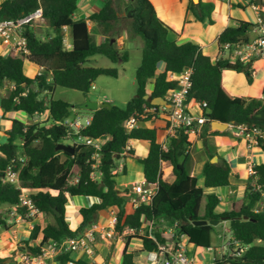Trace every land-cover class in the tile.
<instances>
[{
  "label": "trees",
  "instance_id": "trees-1",
  "mask_svg": "<svg viewBox=\"0 0 264 264\" xmlns=\"http://www.w3.org/2000/svg\"><path fill=\"white\" fill-rule=\"evenodd\" d=\"M78 3L79 0H0V21L19 19L42 7L43 15L52 30L48 39L41 40L33 29L27 27L24 35L28 54L23 51H11L7 56L0 54V86L7 83L13 85L8 94L0 98L1 108L6 113L17 111L29 117L36 113H48V120L31 124H25L19 119H8L11 123L8 138L3 142L0 140V204L14 207L18 215L24 216L26 212L18 206L19 188L2 180L3 171L12 159H17L21 185L31 189L30 196L35 206L51 219L43 229L39 224H34L29 240L37 238L41 232V243L29 246L26 242V249L37 254L40 247L49 241L59 242L77 237L88 225L96 222L101 210L113 208L117 215L118 231L126 226L140 229L146 221H177L179 229L189 237L195 249L212 246L215 231V226L209 223L194 225L195 221L226 220L235 239L248 244L249 248L239 259L232 261L223 257L215 264H264V212L254 211L261 198L257 186L264 187V163L253 166L255 174L246 186L244 201L229 211L216 213L220 198L205 190L229 185L231 169L226 161L219 158V162L211 163L208 159L203 171V185H199L197 178L190 176L186 166L191 144L185 131H179L165 150L157 141V130L168 128V122H158L151 129L137 126L130 133L124 128L131 116L140 115L145 109L160 107L145 100L146 95L165 97L176 87V83L169 80L170 74L180 73L190 67L192 81L188 100L207 102L203 108L206 123H235L246 125L249 130L259 129L264 132V97H233L223 85V72L226 69L245 72L251 82V64H243L239 60L231 62L230 57H221L213 62L193 42L177 43L176 34L159 19L150 0H129L126 16L131 20L132 32L139 35L144 43L136 70V96L123 109L111 105V108L104 107L97 111L85 110L93 119L81 130V135L94 139L108 137L100 148L99 165L95 169V160L92 158L94 151L90 146H72L74 153L56 150L58 144L69 139V130L61 122L72 117L73 112L68 101L55 98V91L58 87H64L88 94L99 76L119 75L116 68L89 65L90 58L98 54L113 63L127 62L129 52L122 51L117 45L116 29L120 17L114 0H105L103 6L90 14L87 20L74 19ZM187 10L198 21L212 22L214 4L211 2L199 0L196 3L188 0ZM88 20L104 36L102 42L96 41L88 29ZM250 26L252 24L239 21L237 27L227 28L218 38L221 51L227 43L250 42ZM65 28L69 32L71 48H67L64 43ZM26 61L45 66L46 70L40 76L28 77L24 72ZM160 62L165 63V71L156 75ZM49 76L50 81L47 80ZM151 82L153 89L149 93ZM211 132L219 134L224 131L212 129ZM130 139L150 143L146 157L138 160L143 166L145 181L157 185V193L152 200L134 208L133 212H129V198L117 189L116 175L112 173ZM259 147L264 151V139L259 140ZM126 153L127 157L134 156L132 149ZM163 161L173 166L175 179L171 183L163 179ZM91 173H95L97 178L92 177ZM75 196H90L99 202L80 209L82 220L78 228L72 230L66 220L67 204L68 197ZM0 226H7L1 213ZM156 235L162 241L159 233ZM142 240L143 251L152 250L157 245L146 237ZM69 253L60 254L55 264H96L83 259L75 261ZM135 255L126 246L122 264H135ZM4 260L0 257V264H5Z\"/></svg>",
  "mask_w": 264,
  "mask_h": 264
},
{
  "label": "crops",
  "instance_id": "crops-1",
  "mask_svg": "<svg viewBox=\"0 0 264 264\" xmlns=\"http://www.w3.org/2000/svg\"><path fill=\"white\" fill-rule=\"evenodd\" d=\"M214 4V10L211 12V20L203 22L198 21L194 14L188 11V0H150L154 5L157 16L164 23L169 25L176 34L177 43L182 44L188 41L198 45L203 54L210 57L215 62L221 57H228V53L221 51L218 38L227 28L237 27L239 21L252 24L250 26V39L254 40L259 35L258 19L256 11L248 5L251 0H241L238 5H229L220 0H202ZM238 1V0H237ZM105 3V0H79L78 9L74 13V19H86L90 14L97 12ZM117 24V45L122 51L130 48H143V40L134 32L132 28L123 27L122 15ZM124 16V15H123ZM126 16V15H125ZM124 16V17H125ZM88 22V29L94 35L96 41L102 42L104 36L96 29V25ZM48 24V23H47ZM48 26V25H47ZM70 42L68 30L65 31ZM72 47V44H71ZM0 54L8 55V50L0 44ZM233 62V60H230ZM165 63L160 62L157 66L156 75L165 71ZM40 68V66H39ZM251 82L248 81V74L245 72L226 69L223 72V85L226 90L233 96L238 98H260L263 96L264 89V57H258L251 61ZM175 73H171L170 76ZM13 88L12 84L0 86V98L5 97L8 91ZM149 93L153 89V82L149 84ZM107 102V100H105ZM105 101H101L105 102ZM99 103V102H98ZM189 110L192 114L199 117L204 114V110L200 107V103L196 100H189ZM167 109L169 107L166 106ZM23 113L12 111L6 113L0 105V140L6 141L8 132L11 130V123L8 119H19ZM44 120H48V113H43ZM34 117V116H33ZM30 117L25 124H31L35 121V117ZM42 120V121H44ZM23 121V120H21ZM161 117L148 118L140 120L138 126L142 128H153L156 123H163ZM212 123H204L196 136L189 137L190 147L188 149V157L186 160L187 169L190 176L196 177L199 185H203V171L206 161L212 160L215 156L227 162L231 169L229 185L217 189H206L209 194H216L219 198V204L216 208V213L229 211L231 208L238 207L245 198V189L251 179L250 168L254 165L264 163V151L259 146L247 147L244 139L236 138L232 135V125L228 124V128L223 133L213 134ZM220 131V130H218ZM175 135L169 128L157 130V141L168 148ZM129 144L134 152V156L127 157L124 163L123 171L116 175V187L123 194L131 195L132 187L136 182L144 181V169L138 158L143 159L150 149V143L141 139H130ZM1 156V154H0ZM220 158V159H219ZM216 162V163H217ZM163 179L171 183L175 179L173 166L170 162H162ZM97 198L90 196H75L68 197L67 216L66 220L72 230H76L82 220L80 209L89 207L98 203ZM204 204V201L202 202ZM129 212H133L131 204L128 208ZM14 207L8 204H0V213L5 218L7 226H0V257L4 258L5 264H22L19 254L26 249V242L30 238L31 231L35 223L39 224L43 229L51 219L45 214H40L31 221H18L12 214ZM113 215V208H106L99 212L96 223H107ZM229 222L226 220L220 221L215 225L213 235V244L219 243V236H226L229 232ZM41 232L37 238L28 241L29 246H37L41 243ZM27 240V241H26ZM141 241L136 237L130 240L117 239L114 242H99L96 246V254L92 257L87 256L82 252H70V258L77 261L80 259L86 260L88 263L96 264H122V254L126 246L129 251H139ZM54 261H49L47 264H52ZM75 264V263H67Z\"/></svg>",
  "mask_w": 264,
  "mask_h": 264
},
{
  "label": "built area",
  "instance_id": "built-area-1",
  "mask_svg": "<svg viewBox=\"0 0 264 264\" xmlns=\"http://www.w3.org/2000/svg\"><path fill=\"white\" fill-rule=\"evenodd\" d=\"M229 5H238L241 0H220ZM257 13L259 35L254 40H251L245 44H230L223 45V54L228 53L230 60H239L243 64H251V61L258 57H264V0H256V2H249ZM38 24H47V21L43 15L42 7H38L32 13L24 15L23 17L13 20H1L0 21V44L8 50V54L11 51L18 52L23 51L28 54L27 40L24 35V31L27 27L32 29ZM67 29H64V43L67 48H71V44L68 43V37L65 33ZM46 70L45 66H40L39 72L36 75H41ZM191 74L192 69L186 67L182 72L175 73L170 76V81L176 83V87L168 92L165 98L168 101L169 109L166 106L160 105L159 108L145 109L144 113L140 115L131 116L124 124V128L127 133H130L136 128L140 120L148 118L161 117L169 123V129L177 135L179 131H185L189 137L196 136L199 130L206 122V117L203 115L197 117L189 110L188 95L191 89ZM47 80H51L50 76ZM207 105V102L200 103V107L203 109ZM73 116L68 117L61 124L67 127L69 130L70 146L86 145L93 148L94 155L93 160L95 164L93 167L96 169L99 165V151L100 148L108 140L107 136L94 139L93 137L81 135V130L92 122V115L83 119V115L77 109H72ZM43 114V113H42ZM42 114L36 113L35 119L41 117ZM33 117V118H34ZM232 125L231 133L236 138L244 139L248 148L253 146H259V140L264 139V132L259 129L249 130L246 125H237L235 123H228ZM164 149L167 150L166 146ZM131 150V146L128 142L127 147L120 154V160L117 168L112 173L117 175L124 169V163L127 159V151ZM23 161V159L19 158ZM17 159H12L11 164L3 171L2 180L4 183L16 185L20 190L19 204L20 208H24L26 212L24 216L18 215L13 211V215L18 221H27L28 218H35L42 213L39 210L31 196V189L25 188L21 185L20 181V168L18 167ZM250 174L254 175V168H250ZM92 177L97 178L95 173H91ZM257 190L261 194L260 201L254 208V211L264 212V187L257 186ZM157 193L156 184H148L145 180L142 182H136L132 187V194L127 195L129 198V204L132 208H136L143 203H148ZM117 215L113 210V215L110 220L103 223H93L88 225L84 232L77 236L67 239H62L59 242L49 241L40 247V251L37 254H32L27 249L19 254L20 262L22 264H47L49 261L56 263V258L64 253L69 252H82L89 257L96 254V246L99 242H114L117 239L130 240L134 237L141 241L139 252L143 253L144 258L141 262L134 261L135 264H215V262L221 258H229L235 260L239 259L243 253L248 250L249 245L244 244L235 239L229 230V234L226 236H219L220 242L213 244L209 248L195 249L191 244L189 237L179 229L178 222L161 221H146L143 227L136 229L135 227L126 226L121 231L116 229ZM156 233H159L162 241L159 240ZM146 237L149 240L156 242V246L152 250L143 251V240ZM208 258H206V256Z\"/></svg>",
  "mask_w": 264,
  "mask_h": 264
},
{
  "label": "rangeland",
  "instance_id": "rangeland-1",
  "mask_svg": "<svg viewBox=\"0 0 264 264\" xmlns=\"http://www.w3.org/2000/svg\"><path fill=\"white\" fill-rule=\"evenodd\" d=\"M117 13L122 15L123 27L131 28V20L125 16L126 6H128L129 0H114ZM125 17H124V16ZM48 24H38L32 29L35 34L41 40H46L52 34V30ZM129 59L127 62H117L113 63L109 59L101 55H94L90 58L89 65L104 67V68H116L119 71L117 77L109 76H99L93 83L88 94H84L80 91L73 90L71 88L58 87L55 91V98H61L68 101L72 109L80 110V105L85 102V100H91L96 102H101L102 100H107L108 103L119 108H125L126 103L130 101L134 96H136L137 86L135 82L136 70L141 61L142 48H130L129 49ZM25 74L28 77L33 78L37 72H39V66L35 63L26 61L25 62ZM106 102V101H105ZM83 115V119L89 116V112L82 110L80 112ZM21 115V120L23 122H28L29 116ZM44 116L39 117L35 121L40 122ZM69 144V141H65ZM76 172V169L75 171ZM76 176V173L74 177ZM77 197V196H76ZM229 232L226 233L228 235ZM27 241V240H26ZM29 241V240H28ZM27 241V242H28ZM135 260L139 263L143 260V253L136 251ZM206 258L208 256L204 253Z\"/></svg>",
  "mask_w": 264,
  "mask_h": 264
},
{
  "label": "water",
  "instance_id": "water-1",
  "mask_svg": "<svg viewBox=\"0 0 264 264\" xmlns=\"http://www.w3.org/2000/svg\"><path fill=\"white\" fill-rule=\"evenodd\" d=\"M194 2L198 3L199 0H194ZM145 100L150 101V103L152 105H163V106H167L169 107L168 101L165 97H155L153 98L151 95H146ZM111 108V104L108 102H102V103H98L96 101H91V100H85V102H83L80 105V109H84V110H91V111H97L100 108ZM212 126H213V130H225L228 128V123H222L219 121H215L212 122ZM56 150H63V151H68L69 153H74V149L73 147L70 146V144H66V143H60L56 146ZM218 160V157L215 156L211 161V163H216ZM209 223L212 226H215L217 224L220 223V220L217 221H209L208 220H198L195 221L193 224L194 225H203V224H207Z\"/></svg>",
  "mask_w": 264,
  "mask_h": 264
}]
</instances>
